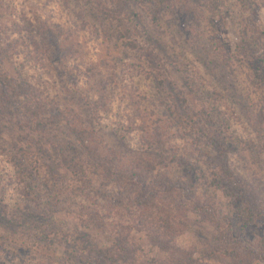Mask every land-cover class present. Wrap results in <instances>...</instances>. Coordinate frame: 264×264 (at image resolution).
<instances>
[{
    "label": "rangeland",
    "instance_id": "rangeland-1",
    "mask_svg": "<svg viewBox=\"0 0 264 264\" xmlns=\"http://www.w3.org/2000/svg\"><path fill=\"white\" fill-rule=\"evenodd\" d=\"M260 33L264 0H0V74L11 82L0 119L21 118L36 99L43 125L52 126L48 140L37 133L30 159L1 137L0 264H90L74 252L76 242L113 241V233L89 228L91 214L131 224L116 215L118 188L91 175L92 151L114 154L129 174L139 159L151 160L148 184L164 182L177 204H197L185 212L189 229L176 246L215 239L216 220L264 264ZM71 127L86 136L75 138ZM153 139L162 150H146ZM241 199L255 220L244 231L230 205ZM39 227L48 234L41 244L33 238ZM129 243L164 258L144 233L132 230Z\"/></svg>",
    "mask_w": 264,
    "mask_h": 264
},
{
    "label": "trees",
    "instance_id": "trees-1",
    "mask_svg": "<svg viewBox=\"0 0 264 264\" xmlns=\"http://www.w3.org/2000/svg\"><path fill=\"white\" fill-rule=\"evenodd\" d=\"M102 13L108 16V10L102 9ZM260 35L264 36V33H260ZM257 42L260 41L257 40ZM0 75H3V77H0L3 81L1 85L5 84L4 87H0V105H4L8 102L5 92L11 82H9L10 77L7 73ZM9 89L13 90L14 88ZM29 102L32 107H27V112L21 118L3 119V122L0 119V142H3L2 135H7L10 141L7 143L11 151H14L17 157H23V159H30L33 156L34 148L39 143L37 140L42 139L41 136H38L39 139L35 140L38 132L44 133L43 138L47 140L52 132V126H44L40 114L37 112V110L42 111V106L38 105L36 99H31ZM0 118H3L1 113ZM260 121L261 124H264V120ZM68 131L75 138L86 136L87 133L86 130H77L74 127L68 128ZM154 141L155 143L149 142L147 145L146 150L148 152L163 149V145L159 140L155 139ZM80 145L86 147L85 140H82ZM262 150H264V144H262ZM90 157L93 171L90 172L91 175L101 179L106 185L113 183L118 188L121 195L117 199L118 209L116 215L120 218L125 214L131 220V224H124L120 219L102 222L96 218L95 213L91 214L92 221L89 228L92 229L93 227L100 233H113V241L109 246L77 241L78 247L75 246L74 252L80 255L79 259L84 258L90 264H133L136 259L140 260L139 264H214L216 262L220 264H255V262H261L262 254L260 255L253 246L243 244L242 238L232 234L230 229H224L220 226V222L216 220L210 221L214 227L215 239L198 242L199 244L196 247L188 250L176 246L174 244L175 237L181 236L189 229L185 212L191 211L190 206L194 209L197 208V204H177L174 200V190L164 182L154 181L153 184H148L146 175L156 167L151 160L145 157L131 165L132 174H129L126 169L116 167L114 162L116 156L114 154L107 157L92 151ZM141 166H145L148 170L141 169ZM185 167L191 172L194 171V168L188 162H185ZM221 167L223 172L232 178L227 166L222 164ZM229 185L234 187L235 180L233 178ZM239 191L243 193V190L239 189ZM228 193L232 197L236 196L234 192ZM248 203L243 199L237 204L230 203L231 207L235 209L236 216L239 214L241 217V231H244L255 221L254 212L250 209ZM210 210L215 213L212 209ZM173 211L184 219L176 221L175 217L172 216ZM159 214L165 216L164 224L163 220L159 219ZM21 216L23 215L20 214ZM135 216L139 217L138 221H135ZM169 218L173 220L174 224L169 222ZM220 220L222 221V218ZM132 230L144 233L150 243V248L157 249L159 253L163 254L164 258L153 259L144 254L142 255L137 246L135 247L129 243ZM34 235L33 238L41 244L47 240L48 234L44 228L39 227L38 230L34 231ZM76 257L78 259V256Z\"/></svg>",
    "mask_w": 264,
    "mask_h": 264
}]
</instances>
